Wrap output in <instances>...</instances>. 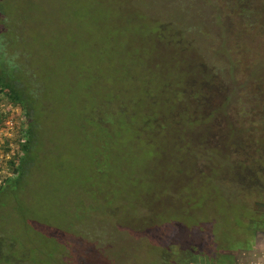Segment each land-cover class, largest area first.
Instances as JSON below:
<instances>
[{"label":"rangeland","instance_id":"obj_1","mask_svg":"<svg viewBox=\"0 0 264 264\" xmlns=\"http://www.w3.org/2000/svg\"><path fill=\"white\" fill-rule=\"evenodd\" d=\"M202 4L177 0L178 15L196 18ZM164 10L160 0H0V74L28 103L25 114L0 105V264H175L190 237L225 264H264V255L237 251L251 243L245 222L253 202L229 186L214 190L199 165L204 155L195 154L197 134L151 133L131 116L154 94L163 52L155 53L149 18ZM232 59L241 67H231L235 86H227L237 88L238 102L231 106L258 132L264 88L254 85L264 81V38L233 50ZM249 88L256 90L248 105ZM19 121L33 138L12 178L2 134L13 140Z\"/></svg>","mask_w":264,"mask_h":264},{"label":"trees","instance_id":"obj_2","mask_svg":"<svg viewBox=\"0 0 264 264\" xmlns=\"http://www.w3.org/2000/svg\"><path fill=\"white\" fill-rule=\"evenodd\" d=\"M160 1L166 10L163 13L152 12L149 18L156 36L155 53L163 52L157 63L154 94L149 100L137 102L138 108L131 116L139 121L140 127L153 126L151 133L165 128L170 129V138L176 136L177 129L184 134L189 130L197 134L200 145L197 144L195 154L204 155L205 160L199 165L210 173L214 190L229 186L235 194L245 192V199L253 202L251 216L246 221L250 229L252 223L253 226L261 224L264 218V136H260L264 135V124L258 130L259 134L252 124L251 127L247 123L245 125L244 117L230 102L235 100L237 88H231L230 93L227 85L235 86L231 77L235 73L231 67H241L240 61H231L233 50L252 47L253 42L257 44L260 38H264V0H203L205 12L196 18L179 16L177 0ZM190 1L186 0V6ZM207 3L212 9L210 13L204 6ZM199 40L202 42L196 46ZM203 44L206 49L201 47ZM260 75L253 77L258 80ZM161 82L165 86L157 93L156 87ZM257 83L254 87L264 88V81ZM256 88L242 90L245 93L243 103H252L251 95ZM22 95L13 78L2 71L0 105L15 107L25 114L28 103L26 99L25 104ZM234 104L238 102L234 101ZM10 107L8 109L12 110ZM151 107L153 111H150ZM2 119L3 116L0 121ZM22 124L19 121L14 126L18 129L13 140L2 134V161L6 166L5 173L11 174L12 178L20 176L21 164L29 154L33 138L31 126L23 129L20 127ZM0 128L3 133L4 128ZM185 139L179 147L185 154H191ZM1 176L3 183L8 182L6 174ZM202 248L200 240L197 242L190 237L181 247L180 254L175 256L174 263L225 264L227 261V257L221 258L217 250L211 252L213 248H209L211 253H208Z\"/></svg>","mask_w":264,"mask_h":264},{"label":"flooded vegetation","instance_id":"obj_3","mask_svg":"<svg viewBox=\"0 0 264 264\" xmlns=\"http://www.w3.org/2000/svg\"><path fill=\"white\" fill-rule=\"evenodd\" d=\"M248 230L249 231L246 233V239L249 237L251 243H244V245H241V247L238 248L237 251L241 252V256L243 257H251L252 255H256V257L263 256L264 254H261V252L258 251L257 248L259 247L258 249L264 250V218L261 224H256L254 226V229L248 228ZM245 241L247 242V240ZM258 241L261 242V246Z\"/></svg>","mask_w":264,"mask_h":264}]
</instances>
